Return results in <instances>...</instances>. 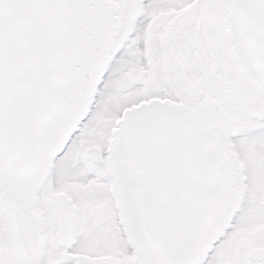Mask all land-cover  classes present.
Returning a JSON list of instances; mask_svg holds the SVG:
<instances>
[{
    "label": "snow or ice",
    "instance_id": "1",
    "mask_svg": "<svg viewBox=\"0 0 264 264\" xmlns=\"http://www.w3.org/2000/svg\"><path fill=\"white\" fill-rule=\"evenodd\" d=\"M0 264H264V0H0Z\"/></svg>",
    "mask_w": 264,
    "mask_h": 264
}]
</instances>
